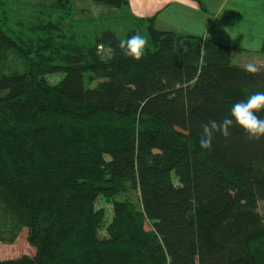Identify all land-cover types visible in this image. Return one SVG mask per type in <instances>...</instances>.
<instances>
[{
  "label": "trees",
  "instance_id": "trees-1",
  "mask_svg": "<svg viewBox=\"0 0 264 264\" xmlns=\"http://www.w3.org/2000/svg\"><path fill=\"white\" fill-rule=\"evenodd\" d=\"M79 1L127 22L124 38L144 36L142 57L123 54L115 29L79 41L77 24L64 25ZM129 9L0 0V62L11 57L0 70V228L27 229L36 250L0 264H264V137L237 126L211 150L198 145L204 123L264 91V68L246 73L232 47ZM54 73L63 78L50 84ZM126 190L137 203L117 197ZM100 196L112 209L104 238Z\"/></svg>",
  "mask_w": 264,
  "mask_h": 264
},
{
  "label": "crops",
  "instance_id": "crops-1",
  "mask_svg": "<svg viewBox=\"0 0 264 264\" xmlns=\"http://www.w3.org/2000/svg\"><path fill=\"white\" fill-rule=\"evenodd\" d=\"M85 4L108 11L110 15L114 13L104 6H92L88 1ZM129 4L130 14L154 18V26L160 31L210 39L233 49L248 50L247 44L253 40L264 42V0H129ZM261 49L250 50L256 53ZM255 65L264 67L263 63Z\"/></svg>",
  "mask_w": 264,
  "mask_h": 264
},
{
  "label": "rangeland",
  "instance_id": "rangeland-1",
  "mask_svg": "<svg viewBox=\"0 0 264 264\" xmlns=\"http://www.w3.org/2000/svg\"><path fill=\"white\" fill-rule=\"evenodd\" d=\"M89 4L95 7H100L94 5L91 2H89ZM75 8L78 10V12L75 14L72 13L70 17H68V19H65L64 25L71 26L72 24H77L74 26L78 28L77 31L79 30L78 33V38H80L79 41H82L84 35L88 34V32H94L95 30H99V29H108V28L115 29L120 38H124L125 35L127 34V31L129 29V24L127 22H123L122 19H120L119 17L118 18H115V16L111 17L108 11L105 10L102 11L99 8H95V9L89 8L85 4V2H76ZM106 9L109 10V8ZM89 23H92L94 25L90 26ZM9 59H5L0 62L1 71H8L7 64ZM230 61L232 65H238V66L239 65L244 66L247 63L264 64V55L261 54V52L254 53V50H250V49L244 50L240 48H235L231 53ZM20 70L22 71L21 66H20ZM62 78H63L62 73H54L46 76V80L50 84H57L61 81ZM86 81L88 82V80ZM88 84L90 87H93L95 86L96 83L88 82ZM117 197L120 199L129 198L132 202L137 203V197L129 190H126L122 194H118ZM258 206H259V212L264 217V201H259ZM96 207L99 209L102 208L105 212L102 222L97 227L100 238H104L108 236L107 228L109 226V223L112 221V216H111L112 209L110 204L107 203L105 199L101 198V196L96 202ZM188 227L190 228V230H192V227L190 225H188ZM35 252H36L35 248H33L29 244L27 229H24L22 231H17L14 228V225L8 222H5L4 225L1 226L0 259L2 260L16 259L24 255L34 256Z\"/></svg>",
  "mask_w": 264,
  "mask_h": 264
},
{
  "label": "clouds",
  "instance_id": "clouds-1",
  "mask_svg": "<svg viewBox=\"0 0 264 264\" xmlns=\"http://www.w3.org/2000/svg\"><path fill=\"white\" fill-rule=\"evenodd\" d=\"M146 44V38L139 33L118 41V46L123 54L135 60H139L142 57ZM242 46H244V41ZM247 47L259 50L264 47V42L253 40L247 44ZM243 68L249 74H254L259 70L253 63H247ZM262 110H264V91L251 94L244 100L233 102L228 114L222 119L219 121L209 119L202 125L198 137L199 148L201 150H211L213 139L217 134L228 137L231 134V129L237 126L247 134L249 139L264 137V117L258 115Z\"/></svg>",
  "mask_w": 264,
  "mask_h": 264
}]
</instances>
